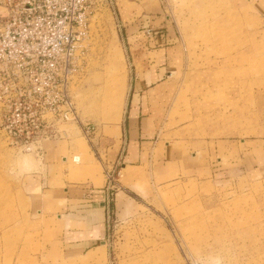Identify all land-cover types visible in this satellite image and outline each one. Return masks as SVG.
<instances>
[{
    "label": "rangeland",
    "instance_id": "obj_1",
    "mask_svg": "<svg viewBox=\"0 0 264 264\" xmlns=\"http://www.w3.org/2000/svg\"><path fill=\"white\" fill-rule=\"evenodd\" d=\"M141 20L176 37L157 81L173 90L154 97L163 144L188 158L132 176L124 144L114 160L103 150L126 136ZM82 46L78 122L38 142L0 138V264H264V0H99ZM33 183L66 198L106 188V236L66 252L31 222Z\"/></svg>",
    "mask_w": 264,
    "mask_h": 264
},
{
    "label": "built area",
    "instance_id": "obj_2",
    "mask_svg": "<svg viewBox=\"0 0 264 264\" xmlns=\"http://www.w3.org/2000/svg\"><path fill=\"white\" fill-rule=\"evenodd\" d=\"M98 1L0 0V138L38 142L78 122L74 86ZM82 130L88 136L95 125L82 123ZM112 178L107 172L109 185Z\"/></svg>",
    "mask_w": 264,
    "mask_h": 264
},
{
    "label": "crops",
    "instance_id": "obj_3",
    "mask_svg": "<svg viewBox=\"0 0 264 264\" xmlns=\"http://www.w3.org/2000/svg\"><path fill=\"white\" fill-rule=\"evenodd\" d=\"M139 25L146 26L142 20ZM148 38L138 39L136 42L138 50L135 53L141 67L137 66L138 79L129 98L125 139H117L113 149L108 148L112 150L110 153L105 146L103 150L107 159L114 160L124 144L123 147L127 148L125 164L126 168L130 166L132 169L131 173L134 171L130 173L132 176L147 164L158 168L164 163L172 165L188 158L182 148L185 146H181L183 144L180 141L163 144V112L159 108L162 106V98L154 97L155 92L163 88L173 90L174 85L166 83L167 79L157 81L163 78H159V74H163L166 59L174 61L169 53L176 47V37L168 31L167 34ZM158 55L163 56L154 59ZM30 188L33 189L30 214L34 228L44 229L58 236L66 252L79 254L106 236L110 206L107 201L108 191L103 186L90 188L89 185H77L73 188L75 193H70L68 198L62 196V193L57 194L60 189H43L38 183H33Z\"/></svg>",
    "mask_w": 264,
    "mask_h": 264
},
{
    "label": "bare ground",
    "instance_id": "obj_4",
    "mask_svg": "<svg viewBox=\"0 0 264 264\" xmlns=\"http://www.w3.org/2000/svg\"><path fill=\"white\" fill-rule=\"evenodd\" d=\"M75 158V157H74Z\"/></svg>",
    "mask_w": 264,
    "mask_h": 264
}]
</instances>
